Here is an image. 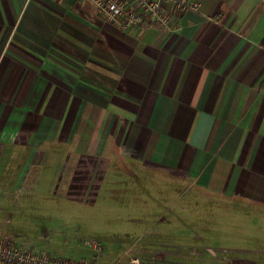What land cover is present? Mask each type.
Segmentation results:
<instances>
[{"label": "crops", "instance_id": "1", "mask_svg": "<svg viewBox=\"0 0 264 264\" xmlns=\"http://www.w3.org/2000/svg\"><path fill=\"white\" fill-rule=\"evenodd\" d=\"M176 1L167 25L123 28L86 1L0 0V183L42 169L79 196L101 156L121 155L252 208L208 209L240 229L216 245L141 211L159 217L128 218L136 236L110 230L98 264H264V0Z\"/></svg>", "mask_w": 264, "mask_h": 264}, {"label": "rangeland", "instance_id": "2", "mask_svg": "<svg viewBox=\"0 0 264 264\" xmlns=\"http://www.w3.org/2000/svg\"><path fill=\"white\" fill-rule=\"evenodd\" d=\"M71 154L76 159V154ZM67 155L70 157V153ZM41 170L37 171L36 179L26 176L19 184L12 180L0 183V233L37 252L47 250L75 258L91 256L96 247L102 253L110 230H120L121 236L124 231L130 237L136 236L140 234L137 230H128L134 225L143 226L144 219L159 217H145L140 215L141 211L163 212L165 219H173L174 228L167 232L169 236L175 235L177 225L181 226V234L186 235V226L191 224L199 229L207 228L208 233L197 232L196 241L200 244H230L229 239L240 229L229 228L220 216L209 221L208 209L211 206L221 210L238 206L244 211L252 208L246 204L211 200L195 187L177 184L172 178H151L140 173L137 167L125 164L121 155L101 156L93 181L79 196L59 193V184L52 187V183H45ZM128 218H134L133 226ZM156 224L160 227L161 223ZM200 234L203 237L199 238ZM244 237L253 236L245 232ZM154 261L149 262L154 264Z\"/></svg>", "mask_w": 264, "mask_h": 264}, {"label": "built area", "instance_id": "3", "mask_svg": "<svg viewBox=\"0 0 264 264\" xmlns=\"http://www.w3.org/2000/svg\"><path fill=\"white\" fill-rule=\"evenodd\" d=\"M89 2L95 13L107 21H116L123 28H144L156 23L167 25L169 21L165 4L171 0H78ZM179 7L190 5L186 1H176ZM193 6V5H192ZM100 249L94 247L91 256L73 259L61 253L37 252L21 245L0 233V264H98ZM133 264L145 263L138 258Z\"/></svg>", "mask_w": 264, "mask_h": 264}]
</instances>
